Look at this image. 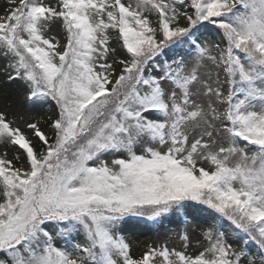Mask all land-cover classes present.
Instances as JSON below:
<instances>
[{"label":"snow or ice","instance_id":"6c2138e0","mask_svg":"<svg viewBox=\"0 0 264 264\" xmlns=\"http://www.w3.org/2000/svg\"><path fill=\"white\" fill-rule=\"evenodd\" d=\"M4 5L0 264H264V0Z\"/></svg>","mask_w":264,"mask_h":264},{"label":"rangeland","instance_id":"374dc122","mask_svg":"<svg viewBox=\"0 0 264 264\" xmlns=\"http://www.w3.org/2000/svg\"><path fill=\"white\" fill-rule=\"evenodd\" d=\"M4 6V0H0V14H3ZM2 80L3 76H0V81ZM11 91L15 101V111L27 109L32 117L41 121L45 120L48 115L53 114L50 113L49 110L45 108V106L37 107L35 109L28 108V106L24 104L22 91L16 88L15 86L12 87ZM0 110H4L3 103H0ZM9 118L11 119L12 116L10 115ZM18 123H20V126L24 128L22 122L18 121ZM41 127L44 128L46 132L48 131V129L44 127L43 123L41 124ZM24 130L27 132V129ZM27 134L31 136V133ZM180 227L181 225L177 224L175 221H166L159 227L153 226L151 224L137 223L133 221L128 226H126L125 235L128 233L131 234L133 236L132 241L139 243L140 245L148 243L154 244L157 242H163L167 239L170 247L174 245L178 247L179 241L175 233ZM133 251L138 254L140 251H142V248H134Z\"/></svg>","mask_w":264,"mask_h":264},{"label":"trees","instance_id":"16d2710c","mask_svg":"<svg viewBox=\"0 0 264 264\" xmlns=\"http://www.w3.org/2000/svg\"><path fill=\"white\" fill-rule=\"evenodd\" d=\"M45 108H47V106H45ZM44 127L47 129V126L44 124ZM0 151H2V149H0ZM9 155L11 156L12 155V153L11 152H9ZM127 235V237L132 241V239H133V236L131 235V234H126Z\"/></svg>","mask_w":264,"mask_h":264}]
</instances>
